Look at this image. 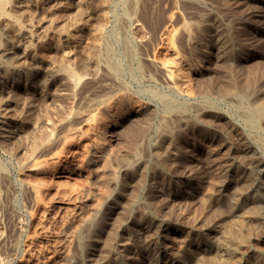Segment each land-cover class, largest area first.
Segmentation results:
<instances>
[{
  "label": "rangeland",
  "instance_id": "1",
  "mask_svg": "<svg viewBox=\"0 0 264 264\" xmlns=\"http://www.w3.org/2000/svg\"><path fill=\"white\" fill-rule=\"evenodd\" d=\"M79 1L0 19V264H264V0Z\"/></svg>",
  "mask_w": 264,
  "mask_h": 264
},
{
  "label": "bare ground",
  "instance_id": "2",
  "mask_svg": "<svg viewBox=\"0 0 264 264\" xmlns=\"http://www.w3.org/2000/svg\"><path fill=\"white\" fill-rule=\"evenodd\" d=\"M39 1V0H38ZM82 1V0H81ZM81 1H79V3L81 2ZM99 1V0H98ZM101 1V0H100ZM139 1V0H138ZM147 1V0H146ZM29 2V1H28ZM132 2V1H131ZM134 2V1H133ZM61 3V2H60ZM76 3V2H75ZM97 3V2H96ZM27 3H26V0H0V19L1 18H4V17H6V16H9L8 15V13H7V9H8V7H10L11 5H16V6H20L21 7V10H22V8L25 10V9H27V5H26ZM36 4V3H35ZM66 4V3H65ZM53 5V4H52ZM72 5V4H71ZM88 5V4H87ZM126 5V4H125ZM141 5V4H140ZM39 6H40V4H39ZM80 6H81V4H80ZM146 6V5H145ZM29 7V6H28ZM37 7V6H36ZM41 7H42V5H41ZM46 7H48V6H46ZM125 7V6H124ZM139 7V6H138ZM51 8V7H50ZM84 8V7H83ZM121 8V7H120ZM142 8V7H141ZM145 8V7H144ZM12 9V8H11ZM10 9V10H11ZM16 9V8H15ZM29 9V8H28ZM27 9V10H28ZM43 9V8H42ZM77 9V8H76ZM10 10H8V11H10ZM33 10V9H32ZM124 10V9H123ZM126 10V9H125ZM17 11H20V10H17ZM17 11H15V12H17ZM38 11V10H37ZM104 11V10H103ZM103 11H102V13H103ZM140 11V10H139ZM144 10H143V8H142V12H143ZM21 12V11H20ZM26 12V11H25ZM44 12V11H43ZM46 12V11H45ZM51 12V11H50ZM78 12V11H77ZM77 12H76V14H77ZM123 12V11H122ZM126 12V11H125ZM128 12V11H127ZM130 12H132V10L130 11ZM150 11H148V13H149ZM30 13V12H29ZM16 14V13H15ZM28 14V13H27ZM34 14H36V15H38L36 12L34 13ZM71 14V13H70ZM80 14V13H79ZM153 14V13H152ZM29 15V14H28ZM32 15H33V13H32ZM35 15V16H36ZM55 15H56V13H55ZM73 15H74V13H73ZM145 15V14H144ZM157 15V14H156ZM54 16V15H53ZM65 16V15H64ZM128 16V15H127ZM92 17V16H91ZM125 17H126V15H125ZM138 17H140V16H138ZM27 18V17H26ZM32 18V17H31ZM77 18H78V15H77ZM170 18V17H169ZM24 19V18H23ZM29 20H30V18H28ZM68 19V18H67ZM72 19V18H71ZM70 19V20H71ZM76 19V18H75ZM128 19V18H127ZM150 19V18H149ZM3 20V19H2ZM47 20V19H46ZM79 20V19H78ZM169 20V19H168ZM5 21V20H4ZM7 21V20H6ZM6 21H5V23H6ZM9 21V20H8ZM7 21V24H9V22ZM32 21V20H31ZM38 21V20H37ZM106 21V20H105ZM133 21H135V20H133ZM155 21V20H154ZM172 21V20H171ZM170 21V22H171ZM13 22H14V19H13ZM12 22V23H13ZM28 22V21H27ZM68 22V21H67ZM120 22V21H119ZM127 22V21H126ZM149 22V21H148ZM159 22V21H158ZM25 23V22H24ZM30 23V22H29ZM41 23V22H40ZM61 23H63V22H61ZM107 23V22H106ZM122 23H124L123 21H122ZM167 23V22H166ZM169 23V22H168ZM183 23V22H182ZM1 24V23H0ZM7 24H5V25H7ZM16 24H17V21H16ZM35 24V23H34ZM38 24V23H37ZM70 24V23H69ZM147 24V23H146ZM189 24V23H188ZM12 25V24H11ZM20 25V24H19ZM32 25V24H31ZM48 25V24H47ZM63 25V24H62ZM65 25H67V24H65ZM120 25V24H119ZM142 25V24H141ZM9 26V25H8ZM13 26V25H12ZM45 26H46V24H45ZM73 26V25H72ZM103 26H105V25H103ZM102 26V27H103ZM126 26V25H125ZM11 27V26H10ZM63 27V26H62ZM70 27V26H69ZM127 27V26H126ZM150 27H151V25H150ZM186 27V26H185ZM53 28V27H52ZM51 28V29H52ZM118 28H119V26H118ZM121 28V27H120ZM138 28V27H137ZM136 28V29H137ZM33 29V28H32ZM37 29V28H36ZM42 29H44V28H42ZM46 29V28H45ZM44 29V30H45ZM67 29V28H66ZM156 29V28H155ZM58 30L59 31H61L60 30V28H58ZM101 30V29H100ZM139 30V29H138ZM137 30V31H138ZM179 30V29H178ZM190 30H192V29H190ZM21 31V30H20ZM78 31V30H77ZM112 31V30H111ZM147 31V30H146ZM150 31V30H149ZM120 32H122V30L120 31ZM175 32V31H174ZM71 33V32H70ZM134 33V32H133ZM152 33H154V32H152ZM173 33V32H172ZM193 33V32H192ZM23 34V33H22ZM38 34H39V32H38ZM62 35H63V33H61ZM122 34V33H121ZM35 35H36V33H35ZM41 35V34H40ZM48 35V34H47ZM94 35V34H93ZM139 35V34H138ZM141 35V34H140ZM139 35V36H140ZM21 36V35H20ZM76 36V35H75ZM95 36V35H94ZM93 36V37H94ZM120 36V35H119ZM177 36V35H176ZM19 37V36H18ZM45 37V36H44ZM50 37V36H49ZM53 37V36H52ZM55 37V36H54ZM121 37H122V35H121ZM137 37V36H136ZM173 37H174V35H173ZM20 38V37H19ZM72 38V37H71ZM80 38V37H79ZM82 38V37H81ZM129 38V37H128ZM180 38V37H179ZM37 39V38H36ZM41 39H43L42 37H41ZM74 39H75V37H74ZM94 39V38H93ZM97 39H99V38H97ZM138 39V38H137ZM151 39V38H150ZM172 39H174V38H172ZM11 40H14V39H11ZM18 40V39H17ZM38 40V39H37ZM68 40V39H67ZM94 40H96V39H94ZM123 40V39H122ZM171 40V39H170ZM193 40V39H192ZM24 41V40H23ZM58 41V40H57ZM132 41V40H131ZM147 41V40H146ZM59 42V41H58ZM71 42V41H70ZM76 42V41H75ZM124 42V41H123ZM151 42V41H150ZM176 42V41H175ZM191 42V41H190ZM21 43V42H20ZM107 43V42H106ZM145 43V42H144ZM184 43V42H183ZM182 43V44H183ZM9 44V43H8ZM17 44V43H16ZM59 44V43H58ZM170 44V43H169ZM172 44V43H171ZM170 44V45H171ZM4 45H7V43L6 44H4ZM69 45V44H68ZM109 45H111V44H109ZM132 45V44H131ZM139 45V44H138ZM144 45V44H143ZM174 45V44H173ZM58 46V45H57ZM126 46V45H125ZM190 46V45H189ZM97 47H99V46H97ZM170 47V46H169ZM18 48V47H17ZM26 48V47H25ZM61 48V47H60ZM133 48V47H132ZM173 48V47H172ZM1 49V48H0ZM142 49V48H141ZM140 49V50H141ZM8 50V49H7ZM127 50H129V49H127ZM5 51V50H4ZM126 51V50H125ZM130 51V50H129ZM129 51H128V53H129ZM169 51V50H168ZM177 51V50H176ZM3 52V51H2ZM186 52V51H185ZM184 52V53H185ZM30 53V52H29ZM63 53V52H62ZM66 53V52H65ZM127 53V52H126ZM169 53V52H168ZM177 53V52H176ZM57 54V53H56ZM69 54V53H68ZM114 54V53H113ZM12 55V54H11ZM16 55V54H15ZM23 55V54H22ZM27 55V53L25 54V56ZM55 55V54H54ZM58 55V54H57ZM63 55V54H62ZM96 55V54H95ZM155 55V54H154ZM195 55V54H194ZM65 56V55H64ZM157 56V55H156ZM186 56V55H185ZM109 57V56H108ZM133 57V56H132ZM160 57V56H159ZM164 57V56H163ZM173 57V56H172ZM178 57V56H177ZM187 57V56H186ZM21 58H23V56L22 57H20V58H18V60L19 59H21ZM25 58V57H24ZM55 58V57H54ZM57 58V57H56ZM61 58V57H60ZM69 58V57H68ZM130 58V57H129ZM154 58V57H153ZM89 59V58H88ZM123 59V58H122ZM161 59V58H160ZM165 59H167V58H165ZM176 59V58H175ZM9 60H11V59H9ZM16 60V59H15ZM49 60V59H48ZM59 60H61V59H59ZM90 60V59H89ZM108 60V59H107ZM131 60V59H130ZM140 60H141V58H140ZM183 60V59H182ZM186 60V59H185ZM71 61V60H70ZM178 61V60H177ZM176 61V62H177ZM17 62V61H16ZM51 62H53V61H51ZM65 62V61H64ZM88 62V61H87ZM109 62V61H108ZM112 62V61H111ZM125 62V61H124ZM150 62V61H149ZM163 62V61H162ZM198 62V61H197ZM62 62H60V64H61ZM165 63V62H164ZM163 63V64H164ZM171 63H174V62H171ZM186 63V62H185ZM191 63V62H190ZM0 64H1V61H0ZM21 64V63H20ZM36 64V63H35ZM107 64V63H106ZM114 64V63H113ZM131 64V63H130ZM150 64H151V62H150ZM187 64V63H186ZM193 64V63H192ZM199 64V63H198ZM2 65V64H1ZM58 65V64H57ZM66 65V64H65ZM170 65H172V64H170ZM201 65V64H200ZM49 66V65H48ZM52 66H54L53 65V63H52ZM51 66V67H52ZM94 66V65H93ZM110 66V65H109ZM115 66V65H114ZM130 66V65H129ZM3 67H6V66H3ZM30 67H32V66H30ZM37 67V66H36ZM56 67H58V66H56ZM98 67V66H97ZM103 67V66H102ZM107 67V66H106ZM128 67V66H127ZM0 68H1V66H0ZM10 68V67H9ZM35 68V67H34ZM48 68V67H47ZM95 68V67H94ZM108 68V67H107ZM132 68V67H131ZM130 68V69H131ZM155 68H157L160 72H161V74H162V76H163V79H164V81H165V83H166V85H168L169 86V89L170 88H174V86H175V84H177V78H175L174 76H176L175 74H174V76L171 74V72H173L172 70H171V72L170 71H168L167 70V68L164 66V65H156L155 66ZM102 69V68H101ZM111 69V68H110ZM114 69V68H113ZM148 69V68H147ZM172 69V68H171ZM3 70V69H2ZM16 70V69H15ZM23 70H25V69H23ZM36 70H38V69H36ZM88 70H90L89 68H88ZM92 70V69H91ZM185 70V69H184ZM1 71V70H0ZM40 71V70H39ZM44 71V70H43ZM65 71H68V70H65ZM105 71V70H104ZM179 71H181V70H179ZM190 71V70H189ZM5 72V69L3 70V72L2 73H4ZM16 72V71H15ZM36 72V71H35ZM101 72H102V70H101ZM111 72V71H110ZM109 72V73H110ZM127 72V71H126ZM153 72V71H152ZM186 72V71H185ZM11 73V72H10ZM62 73V72H61ZM86 73H87V71H86ZM108 73V74H109ZM112 73V72H111ZM145 73V72H144ZM178 73V72H177ZM183 73V72H182ZM187 73V72H186ZM7 74V73H6ZM77 74H79V73H77ZM115 74V73H114ZM129 74V73H128ZM132 74V73H131ZM4 75V74H3ZM64 75V74H63ZM90 75V74H89ZM99 75V74H98ZM159 75V74H158ZM179 75V74H178ZM0 76H1V74H0ZM60 76V75H59ZM75 76H76V74H75ZM80 76H83L82 74L81 75H79V77ZM105 76V75H104ZM153 76V75H152ZM2 77H4V76H2ZM5 77H7V75L5 76ZM69 77V76H68ZM67 77V78H68ZM83 77H85V76H83ZM107 77H108V75H107ZM157 77V76H156ZM26 78V77H25ZM62 78V77H61ZM90 78V77H89ZM190 78V77H189ZM188 78V79H189ZM3 79V78H2ZM63 79V78H62ZM61 79V80H62ZM66 79V78H65ZM82 79V78H81ZM96 79H97V77H96ZM99 79V78H98ZM103 79V78H102ZM44 80V79H43ZM68 80V79H67ZM71 80V78L68 80V81H70ZM85 80H87V79H85ZM95 80V79H94ZM31 81H32V79H31ZM40 81H41V79H40ZM55 81V80H54ZM66 81V80H65ZM93 81V80H92ZM106 81V80H105ZM112 81V80H111ZM120 81V80H119ZM124 81V80H123ZM162 81V80H161ZM186 81V80H185ZM4 82V81H3ZM45 82V81H44ZM43 82V83H44ZM71 82V81H70ZM113 82V81H112ZM12 84V83H11ZM66 84V83H65ZM68 84L70 85V83L68 82ZM83 84V83H82ZM111 84V83H110ZM109 84V85H110ZM115 84V83H114ZM191 84V83H190ZM193 84V83H192ZM39 85V84H38ZM67 85V84H66ZM71 85L73 86V84L71 83ZM196 85V84H195ZM11 86V85H10ZM43 86V85H42ZM115 86V85H114ZM184 86V85H183ZM6 87V85L5 84H3V83H0V88L1 89H4ZM58 87V86H57ZM64 87V86H63ZM68 87H70V86H68ZM80 87V86H79ZM116 87V86H115ZM124 87V86H123ZM129 87V86H128ZM178 87V86H177ZM184 87H186V86H184ZM192 87V86H191ZM240 87V86H239ZM72 88V87H71ZM71 88H69V89H71ZM122 88V87H121ZM131 88V87H130ZM218 88V87H217ZM80 89V88H79ZM119 89V88H118ZM171 89V90H172ZM54 90V89H53ZM52 90V91H53ZM72 90V89H71ZM125 90V89H124ZM189 90H191V89H189ZM11 91V90H10ZM61 91H64V90H61ZM65 91H66V86H65ZM69 91V90H68ZM131 91V90H130ZM192 91V90H191ZM190 91V92H191ZM227 91V90H226ZM58 92V91H57ZM114 92V91H113ZM215 92V91H214ZM8 93H9V91H8ZM7 93V94H8ZM171 93V92H170ZM69 94H70V92H69ZM122 94V93H121ZM120 94V95H121ZM153 95H155L154 93H152ZM187 94V93H186ZM62 95V94H61ZM76 95V94H75ZM133 95V94H132ZM158 95V94H157ZM189 95V94H188ZM16 96V95H15ZM51 96V95H50ZM2 97V96H1ZM4 97V99H5V96H3ZM17 97V96H16ZM20 97V96H19ZM35 97V96H34ZM179 97V96H178ZM9 98V97H8ZM120 98V97H119ZM153 98V97H152ZM2 99V98H1ZM52 99V98H51ZM69 99V98H68ZM113 99V98H112ZM121 99V98H120ZM125 99V98H124ZM162 99H164V98H162ZM41 100V99H40ZM71 100V99H70ZM9 101V100H8ZM42 101V100H41ZM159 101H162V100H159ZM158 101V102H159ZM43 102V101H42ZM98 102V101H97ZM136 102V101H135ZM164 102H165V99H164ZM178 102V101H177ZM12 103V102H11ZM199 103H200V101H199ZM203 103V102H202ZM205 103V102H204ZM3 104V103H2ZM6 104V103H5ZM10 104V103H9ZM180 104V103H179ZM187 104H188V101H187ZM213 104V103H212ZM239 104H240V102H239ZM243 104V103H242ZM30 105V104H29ZM111 105V104H110ZM132 105V104H131ZM130 105V106H131ZM3 106V105H2ZM15 106V105H14ZM137 106V105H136ZM199 106V105H198ZM201 106V105H200ZM247 106V105H246ZM99 107V106H98ZM135 107V106H134ZM7 108V107H6ZM41 108V107H40ZM175 108V107H174ZM173 108V109H174ZM177 108V107H176ZM2 109V108H1ZM170 109V108H169ZM169 109H167V110H169ZM217 109V108H216ZM30 110V109H29ZM98 110V109H97ZM106 110V109H105ZM116 110V109H115ZM198 110H199V108H198ZM201 110V109H200ZM227 110V109H226ZM14 111V110H13ZM166 111V110H165ZM203 111V110H202ZM255 111L257 112V114H261V110L259 109V108H256L255 109ZM254 111V112H255ZM1 112V111H0ZM3 112V111H2ZM4 112H5V110H4ZM4 112H3V114H4ZM115 112V111H114ZM171 112V111H170ZM179 112V111H178ZM246 112V111H245ZM250 112V111H249ZM249 112H248V114H249ZM6 113H7V111H6ZM23 113V112H22ZM71 113V112H70ZM164 113V112H163ZM168 113V112H167ZM204 113V112H203ZM3 114H1V116L3 115ZM18 114V113H17ZM178 114V113H177ZM252 114V113H251ZM256 114V115H257ZM10 115V114H9ZM30 115V114H29ZM32 115H33V113H32ZM125 115V114H124ZM180 115V114H179ZM238 115V114H237ZM240 115V114H239ZM246 115V114H245ZM4 116V115H3ZM13 116V115H12ZM19 116V115H18ZM31 116V115H30ZM88 116H90V115H88ZM171 116V115H170ZM247 117H245V122L246 123H244V124H246V125H248L249 127H251V128H254L255 127V124L257 123H255V122H253L254 121V119H256V118H252L251 116V118H249V116L248 115H246ZM253 116V115H252ZM84 117V116H83ZM92 117V116H91ZM113 117V116H112ZM260 117H261V115H260ZM5 118V117H4ZM6 118H7V116H6ZM30 118V117H29ZM34 118V117H33ZM45 118V117H44ZM64 118V117H63ZM66 118V117H65ZM79 118V117H78ZM89 118V117H88ZM171 118H173V117H171ZM1 119H3L2 117H1ZM14 119V118H13ZM12 119V120H13ZM15 119H16V117H15ZM161 119V118H160ZM164 119V118H163ZM251 119H253V120H251ZM6 120V119H5ZM21 120V119H20ZM26 120V119H25ZM38 120V119H37ZM59 120V119H58ZM170 120V119H169ZM7 121V120H6ZM70 121V120H69ZM187 121V120H186ZM193 121V120H192ZM209 121V120H208ZM50 122V121H49ZM60 122H61V120H60ZM59 122V123H60ZM71 122V121H70ZM164 122V121H163ZM165 122H167V121H165ZM164 122V123H165ZM170 122V121H169ZM168 122V123H169ZM185 122V121H184ZM206 122V121H205ZM6 123V122H5ZM5 123H3V121H0V129H2V127L4 126V124ZM10 123V122H9ZM24 123V122H23ZM68 123V122H67ZM72 123V122H71ZM70 123V124H71ZM95 123V122H94ZM171 123V122H170ZM189 123V122H188ZM8 124V123H7ZM25 124V123H24ZM33 124V123H32ZM53 124V123H52ZM57 124V123H56ZM173 124H174V122H173ZM42 125V124H41ZM86 125V124H85ZM92 125V124H91ZM164 125V124H163ZM40 126V125H39ZM46 126V125H45ZM60 126V125H59ZM62 126V125H61ZM69 126V125H68ZM71 126V125H70ZM99 126V125H98ZM101 126V125H100ZM162 126V125H161ZM40 127H42V126H40ZM47 127V126H46ZM53 127V126H52ZM62 127H64V126H62ZM67 127V126H66ZM93 127V126H92ZM91 127V128H92ZM169 127V126H168ZM54 128V127H53ZM154 128V127H153ZM166 128V127H165ZM178 128V127H177ZM9 129V128H8ZM33 129V128H32ZM43 129V128H42ZM49 129V128H48ZM58 129V128H57ZM79 129H81V128H79ZM97 129V128H96ZM179 129V128H178ZM4 130H6V129H4ZM27 130V129H26ZM39 130V129H38ZM169 130H170V128H169ZM260 130V129H259ZM21 131V130H20ZM29 131H30V129H29ZM32 131V130H31ZM49 131V130H48ZM69 131V130H68ZM97 131H98V129H97ZM119 131V130H118ZM253 131H254V129H253ZM46 132V131H45ZM49 132H51V130L49 131ZM162 132V131H161ZM176 132V131H175ZM230 132V131H229ZM258 132V131H257ZM37 133H39V132H37ZM74 133V132H73ZM114 133L115 132H113V133H111L110 132V134L107 136V139L108 138H114ZM164 133V132H163ZM34 134V133H33ZM24 135V134H23ZM36 135V134H35ZM87 135V134H86ZM93 135V134H92ZM155 135V134H154ZM175 135V134H174ZM258 135V134H257ZM4 136V135H3ZM19 136V135H18ZM31 136V135H30ZM33 136V135H32ZM37 136V135H36ZM46 136V135H45ZM80 136V135H79ZM149 136V135H148ZM163 136V135H162ZM166 136V135H165ZM235 136V135H234ZM12 137V136H11ZM38 137V136H37ZM40 137V136H39ZM44 137V136H43ZM59 137V136H58ZM63 137V136H62ZM119 137V136H118ZM21 138V137H20ZM30 138V137H29ZM35 138V137H34ZM87 138V137H86ZM264 138V137H263ZM24 139V138H23ZM61 139H64V138H61ZM237 139V138H236ZM21 140V139H20ZM35 140H36V138H35ZM34 140V141H35ZM92 140V139H91ZM101 140V139H100ZM156 140H158V138L156 139ZM259 140V139H258ZM12 141V140H11ZM11 141H9V142H11ZM38 141H39V139H38ZM97 141H99L98 139H97ZM155 141V140H154ZM16 142V141H15ZM24 142V141H23ZM36 142V141H35ZM43 142H44V140H43ZM55 142V141H54ZM103 142H104V140H103ZM156 142V141H155ZM159 142V141H158ZM31 143V142H30ZM33 143V142H32ZM51 143V142H50ZM56 143V142H55ZM58 143V142H57ZM102 143V142H101ZM97 144L96 146H94V147H96V152L97 151H100V150H103L104 149V145H107V143L105 144V142H104V144L102 143V144ZM3 144V143H2ZM14 144V143H13ZM39 144H43V143H39ZM38 144V145H39ZM64 144V143H63ZM264 144V143H263ZM51 145V144H50ZM144 145V144H143ZM5 146H6V144H5ZM12 146V145H11ZM25 146V145H24ZM31 146H33V145H30V147ZM46 146V145H45ZM44 146V147H45ZM48 146V145H47ZM66 146V145H65ZM34 147V146H33ZM36 147V146H35ZM88 147V146H87ZM143 147V146H142ZM171 147V146H170ZM85 148V147H84ZM92 148V147H91ZM163 148H165V147H163ZM8 149H9V147H8ZM18 149V148H17ZM154 149V148H153ZM152 149V150H153ZM3 150V149H2ZM7 150V149H6ZM10 150V149H9ZM77 150V149H76ZM81 150V149H80ZM135 150V149H134ZM20 151V150H19ZM157 151V150H156ZM165 151H166V149H165ZM175 151V150H174ZM11 152V151H10ZM9 152V153H10ZM23 152V151H22ZM31 152V151H30ZM38 152V151H37ZM43 152V151H42ZM48 152V151H47ZM76 152V151H75ZM78 152V151H77ZM81 152V151H80ZM111 152V151H110ZM153 152H154V150H153ZM7 153V152H6ZM17 153V152H16ZM24 153V152H23ZM29 153V152H28ZM36 153V152H35ZM155 153V152H154ZM175 153V152H174ZM193 154V153H192ZM27 156V155H26ZM140 156V155H139ZM166 156V155H165ZM234 156V155H233ZM18 157V156H17ZM16 157V158H17ZM22 157V156H21ZM25 157V156H24ZM95 157V156H94ZM142 157V156H141ZM168 157V156H167ZM201 157V156H200ZM82 158V157H81ZM103 158V157H102ZM106 158V157H105ZM135 158V157H134ZM14 159V158H13ZM21 159V158H20ZM26 159V158H25ZM36 159V158H35ZM64 159H66V158H64ZM154 159V158H153ZM17 160H19L18 158H17ZM52 160V159H51ZM58 160V159H57ZM81 160V159H80ZM200 160V159H199ZM22 161V160H21ZM26 161V160H25ZM53 161V160H52ZM241 161V160H240ZM43 162V161H42ZM45 162V161H44ZM105 162V161H104ZM141 162V161H140ZM139 162V163H140ZM162 162V161H161ZM164 162V161H163ZM203 162V161H202ZM18 163V162H17ZM29 163V162H28ZM147 163V162H146ZM0 164H2V163H0ZM73 164V163H72ZM143 164H144V162H143ZM204 164V163H203ZM202 164V165H203ZM139 165V164H138ZM161 165H162V163H161ZM256 165V164H255ZM28 166H29V164H28ZM31 166V165H30ZM29 166V167H30ZM35 166H37V165H35ZM45 167H46V165H44ZM58 166V165H57ZM254 166V165H253ZM23 167V166H22ZM42 167V166H41ZM74 167V166H73ZM167 167V166H166ZM199 167V166H198ZM246 167V166H245ZM251 167H252V165H251ZM40 168V167H39ZM151 168V167H150ZM256 168V167H255ZM254 168V169H255ZM100 169V168H99ZM144 169V168H143ZM225 169V168H224ZM253 169V170H254ZM4 170V169H3ZM21 170V169H20ZM39 170V169H38ZM72 170V169H71ZM108 170V169H107ZM154 170V169H153ZM165 170V169H164ZM34 171V170H33ZM44 171V170H43ZM95 171V170H94ZM112 172H113V170H111ZM147 171V170H146ZM155 171V170H154ZM96 172V171H95ZM114 173V172H113ZM251 173V172H250ZM78 175V174H77ZM115 175V174H114ZM202 175V174H201ZM204 175V174H203ZM198 176V175H197ZM196 176V177H197ZM257 176V175H256ZM46 177V176H45ZM44 177V178H45ZM42 178V177H41ZM43 178V179H44ZM75 179V178H74ZM261 179V178H260ZM6 180V179H5ZM112 180V179H111ZM259 181V180H258ZM161 182V181H160ZM261 182V181H260ZM102 183V182H101ZM217 183V182H216ZM5 184V183H4ZM215 184V183H214ZM249 184V183H248ZM23 186V185H22ZM38 186V185H37ZM243 186V185H242ZM11 187V186H10ZM25 187V186H24ZM235 187V186H234ZM237 187V186H236ZM258 187V186H257ZM39 188V187H38ZM209 188V187H208ZM238 188H240V187H238ZM254 188V187H253ZM1 189V188H0ZM5 189V188H4ZM35 189V188H34ZM110 189V188H109ZM112 189V188H111ZM207 189V188H206ZM40 190V189H39ZM214 190V189H213ZM247 190V189H246ZM6 191V190H5ZM8 191V190H7ZM211 191V190H210ZM29 192V191H28ZM27 192V193H28ZM39 192V191H38ZM82 192V191H81ZM81 192H79V193H81ZM88 192V191H87ZM207 192H209L208 191V189H207ZM233 193V192H232ZM37 194V193H36ZM87 194V193H86ZM4 195V194H3ZM9 195V194H8ZM38 195V194H37ZM262 195V194H261ZM10 196V195H9ZM202 196V195H201ZM30 197H31V195H30ZM196 198V197H195ZM201 198V197H200ZM231 199V198H230ZM39 201V200H38ZM205 201V200H204ZM196 202V201H195ZM206 202V201H205ZM234 204V203H233ZM254 206V205H253ZM252 207V206H251ZM246 208V207H245ZM250 209V208H249ZM96 210V209H95ZM1 211V210H0ZM103 211V210H102ZM231 211V210H230ZM260 211V210H259ZM264 211V210H263ZM95 212V211H94ZM103 213V212H102ZM250 214V213H249ZM263 214V213H262ZM261 214V215H262ZM141 217V216H140ZM232 217V216H231ZM234 217V216H233ZM74 219V218H73ZM97 220V219H96ZM86 221H88V220H86ZM70 223V222H69ZM96 223V222H95ZM94 223V224H95ZM159 223V222H158ZM158 223H156V224H158ZM3 224V223H2ZM74 224V223H73ZM155 224V225H156ZM70 225V224H69ZM86 225V224H85ZM245 225V224H244ZM71 227V226H70ZM74 227V226H73ZM87 227V226H86ZM85 227V228H86ZM64 228V227H63ZM164 228V227H163ZM71 229V228H70ZM157 229V228H156ZM18 230H20V229H18ZM236 230V229H235ZM231 231V230H230ZM243 231V230H242ZM140 232V231H139ZM144 232V231H143ZM226 232V231H225ZM224 232V233H225ZM234 233V232H233ZM230 234V233H229ZM237 234H235V236H236ZM244 235V234H243ZM166 236V235H165ZM248 236V235H247ZM238 237V236H237ZM249 237H250V235H249ZM183 238V237H182ZM245 238V237H244ZM185 239H187V238H185ZM195 240V239H194ZM214 241V240H213ZM250 242V241H249ZM14 246V245H13ZM246 246V245H245ZM12 247V246H11ZM171 247V246H170ZM219 247V246H218ZM15 248V247H14ZM122 249V248H121ZM240 252V251H239ZM221 253V252H220ZM225 253V252H224ZM204 254V253H203ZM217 254V253H216ZM244 254V253H243ZM159 255V254H158ZM178 255V254H177ZM65 256H67V255H65ZM180 256V255H179ZM202 256V255H201ZM207 256V255H206ZM211 256V255H210ZM155 257V256H154ZM215 257V256H214ZM236 257V256H235ZM72 258V257H71ZM219 258V257H218ZM227 258V257H226ZM73 259V258H72ZM223 259V258H222ZM221 259V260H222ZM228 259V258H227ZM64 260V259H63ZM133 260V259H132ZM181 260H182V257H181ZM57 261V260H56ZM66 261V260H65ZM212 261V260H211ZM231 261V260H230ZM238 261V260H237ZM74 262V261H73ZM234 262V261H233ZM67 263V262H66ZM213 263H214V261H213ZM216 263V262H215ZM219 263V262H218ZM222 263V262H221ZM235 263V262H234ZM239 263V262H238ZM60 264V263H59Z\"/></svg>",
  "mask_w": 264,
  "mask_h": 264
}]
</instances>
